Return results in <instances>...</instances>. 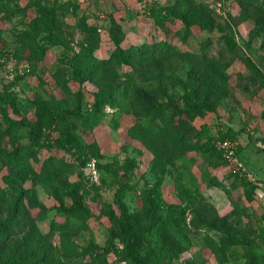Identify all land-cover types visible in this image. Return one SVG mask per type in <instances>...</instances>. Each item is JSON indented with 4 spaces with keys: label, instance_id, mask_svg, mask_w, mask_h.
Returning a JSON list of instances; mask_svg holds the SVG:
<instances>
[{
    "label": "rangeland",
    "instance_id": "1",
    "mask_svg": "<svg viewBox=\"0 0 264 264\" xmlns=\"http://www.w3.org/2000/svg\"><path fill=\"white\" fill-rule=\"evenodd\" d=\"M191 1L211 10L225 31L186 28L174 18L164 29L155 25L149 8L165 14L176 0H0V264L44 245L52 248L45 264H74L70 249L108 243L107 263L127 264L118 259L122 243L111 240V217L121 215L118 190L128 213L145 208L146 193L157 202V228L134 244L141 263L264 264V26L246 16L239 0ZM37 6L54 9L52 32ZM166 43L177 54L162 60L150 46ZM133 46L141 53L110 58L116 48ZM208 88L215 109L191 123L190 142L201 140V126H208L202 138L238 132L231 141L251 180L216 146L211 156L190 145L183 163L157 159L142 139L138 126L154 105L169 114L185 99L203 100ZM41 99L56 121L79 108L97 123L72 124L74 142L60 149L55 123L33 132V104ZM6 128L31 150L28 167L13 165V146L1 136ZM71 193L88 218L62 228L53 209L70 208Z\"/></svg>",
    "mask_w": 264,
    "mask_h": 264
},
{
    "label": "trees",
    "instance_id": "2",
    "mask_svg": "<svg viewBox=\"0 0 264 264\" xmlns=\"http://www.w3.org/2000/svg\"><path fill=\"white\" fill-rule=\"evenodd\" d=\"M138 1L142 2L143 0ZM239 3L244 9L246 16H249V19L253 20L259 25L264 26V0H239ZM37 7L40 10V7ZM40 11L42 14H47V18H45L43 21L44 29H48L49 32H52L51 28L53 26L51 22L54 21V9L49 8ZM163 11V9L155 5L149 8V14L152 17L154 24L161 27L162 29L165 28L164 25L167 22H171L174 18L179 19L186 28H189L192 25H200L203 30L209 32H212L214 28H216L220 33L225 31V26L223 24L216 23L214 20L215 17L211 10H209L206 6L194 4L191 0H176V5L171 12L164 14ZM86 30L90 32L95 31L93 28H86ZM150 47L152 52L162 60L170 59L177 54L174 48L167 43L162 49H156L155 44ZM36 51H38V49H36ZM139 52L141 53L137 46H133L129 50H122L118 47L112 52L110 58L113 61L119 59L129 60V58H132V56L137 55ZM91 57L92 58L90 60H93L94 57L92 54ZM89 65H86L87 69H91ZM99 65L101 64L94 63L93 67H98ZM77 77L78 76H75V78ZM214 96H216V94L211 91L210 88H208L204 92L203 100L193 101L191 99H185L182 106H174L173 110L169 114L163 113V115H161L162 105L153 106V116L145 119L143 124H139L138 127L139 130H144V134L146 136L143 135L142 139L145 140L148 148L152 149V151L157 154V159H169L168 161H171V159H179V161L185 163L183 154L186 148H188L190 145H194L196 152L215 156L217 151L214 146L217 141L225 139L231 140L237 136L238 132L227 129L224 132L218 131L217 136L215 137L204 136L202 138L203 133L206 132L208 126H201V140L193 144L190 142L188 132L191 129V123L196 118L202 117L206 112H214L215 106H211ZM98 102L99 99L97 98L94 105L95 109L98 105ZM33 105L36 108L34 114L35 118L32 120L34 123L33 132H38L40 126L44 125L49 127L51 124L55 123L60 135L59 139H64V143H60V140L56 142V145L60 149L65 147L64 144H72L74 142L76 134L74 133L75 127H73L72 124L77 125L83 123L94 126L97 123L96 120H94L92 114L81 115L82 113L79 108L75 109L71 114L65 112L67 116L62 117L61 115L56 121L54 117L55 114H53L49 109L51 106H48L47 101L41 99L40 103H35ZM155 117H157L156 119L158 120V125H154L152 122ZM67 118L71 120V122L68 121ZM175 118L182 119L179 126H174L172 124ZM10 129L6 128L1 136L2 138H6L8 135V142L13 146L15 157L12 160V163L17 169L22 166L28 167L30 165L31 150L26 145H22L18 141L16 143L13 138H10ZM23 132L17 131L20 136H23ZM50 159L56 158L52 157ZM186 168L187 166L185 165L184 169ZM182 176L186 178L185 175ZM188 182L192 183V179H188ZM243 184L244 186L249 187L252 192L254 191L255 186H251L248 181H244ZM121 192L122 191L119 190L116 192L115 198L117 205H119L121 215L119 218L114 216L111 217V221L114 226V230L111 233V240L118 239L123 245V249L118 254V259L120 261L127 264H143L133 255L134 244L140 240L141 236L144 235V230L147 231L157 228L155 224V219H158L156 215L159 212L155 205L157 202L150 195L151 193H146L144 198L145 208L139 214L137 212L128 213L127 208L119 203V196ZM71 197L73 204L70 208L65 209L58 207L53 209L55 211L56 218H58L56 222L60 224V227L62 228H64L65 225H69L71 223L74 224L79 220L85 221L88 218V213L83 208L79 207V199L76 194L71 193ZM148 205L155 206L149 208ZM184 210L182 209L180 212L182 213ZM173 212V210L170 211L169 218L171 219L172 223L179 224L181 222L179 219L180 214H173ZM14 213L15 210L10 213V217H12ZM2 228L4 229V226L0 225V232L3 231ZM0 241L3 242L2 240ZM41 249L43 250H41L42 252H38L34 248L25 249V252H22L16 259L11 260L9 264H45L49 258L48 255L51 254L52 248L50 245H44ZM70 250L74 256V264H108L106 260L107 256L111 252L109 243L103 248L90 245L85 248H80V252L78 250Z\"/></svg>",
    "mask_w": 264,
    "mask_h": 264
},
{
    "label": "built area",
    "instance_id": "3",
    "mask_svg": "<svg viewBox=\"0 0 264 264\" xmlns=\"http://www.w3.org/2000/svg\"><path fill=\"white\" fill-rule=\"evenodd\" d=\"M215 146L218 150H220L224 159L230 163L236 171L241 172L248 180H251L250 174H247L243 164L236 156V147L234 142L228 139L219 140L216 142Z\"/></svg>",
    "mask_w": 264,
    "mask_h": 264
}]
</instances>
